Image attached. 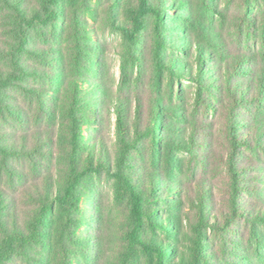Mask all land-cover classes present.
<instances>
[{
	"label": "rangeland",
	"instance_id": "1",
	"mask_svg": "<svg viewBox=\"0 0 264 264\" xmlns=\"http://www.w3.org/2000/svg\"><path fill=\"white\" fill-rule=\"evenodd\" d=\"M24 1L41 9L46 0ZM147 2L164 16L159 69L155 15H143L135 30L140 0H61L54 21L31 28L27 72L1 91L0 135L20 141L39 130L46 145L31 159L0 154V189L9 197V224L38 226V241L49 231L60 235L64 251L59 262L33 242L2 264H159L137 240L164 249L162 264H264V147L256 141L264 142V96L237 102L255 90L230 87L225 71L236 60L264 72V0ZM5 14L0 5V39L10 33ZM193 41L202 52L200 82ZM46 51L55 55L54 81L45 73ZM153 101L161 106L155 145L141 137ZM12 105L18 117L8 112ZM237 120L250 143L239 148L242 214L230 217L227 159ZM84 168L73 202L38 224L41 206ZM129 185L141 199L139 224ZM200 192L210 224L197 246Z\"/></svg>",
	"mask_w": 264,
	"mask_h": 264
},
{
	"label": "trees",
	"instance_id": "2",
	"mask_svg": "<svg viewBox=\"0 0 264 264\" xmlns=\"http://www.w3.org/2000/svg\"><path fill=\"white\" fill-rule=\"evenodd\" d=\"M61 0H46L43 2L41 9H29L26 6V2L24 0H0L1 8H3L5 17L7 18V24L10 26V33L8 37L5 39H0V95L1 91L4 90L2 94L6 92V88L9 86V82H14L19 78H23L25 73L27 72V67L25 66L23 55L27 52L29 48V44L31 43V28L39 25V27L46 26L47 21H54L57 18V5ZM148 0H140L139 8L135 13L134 25L135 30H139L142 26V17L146 13H152L156 17V24L154 27L155 30V44H154V55L156 56V68L159 69L161 64L160 58V49H161V40H160V30L159 26L164 20L163 14L153 6L148 5ZM5 22V19H4ZM132 34H130V37ZM190 40H192L190 38ZM195 45V53L189 51V54L192 55V58L197 63V78L198 81L202 80L204 76V69L201 65L202 60V52L198 43L193 41ZM188 46V44H187ZM48 58V68L45 70L47 79L54 81L55 76V67L56 63L54 62L55 55L52 51H46ZM157 59H159L157 61ZM26 68V70H24ZM226 71V79L227 84L232 86H236L235 90L241 89L242 91L247 88V90L253 89L255 92L252 95L241 94V96H235V100L240 102L241 104H246L261 101L264 96V72H254L251 69H245L244 66L240 64L239 61H232L229 70ZM239 76L248 77L246 81H238ZM253 82V85H252ZM257 89V90H256ZM41 96V95H40ZM240 100V101H239ZM239 105V104H238ZM17 108L12 105V110L9 109V113L18 117L21 114V109L19 106ZM150 119L151 123H147V129L143 132L141 137L152 136V141L155 144L158 142V138L156 135V130L159 129L160 126V108L161 106L153 101L150 105ZM70 124H71V134H72V142H76L77 133H78V120L75 115H70ZM251 122L255 124V127L258 128L260 124V120L255 116L251 117ZM236 124L240 125H232L231 127V140H230V151L227 159V172L229 176V207H230V217L239 216L242 214L240 211V203L239 199L244 189V184H242V173L245 172L244 166L239 167V148L242 144L249 145V139L241 136L238 132L240 128H246L247 125L239 120ZM261 124H263L261 122ZM77 132V133H76ZM264 132V131H262ZM44 133L39 130L33 131L32 137L26 138L20 137V141L14 140L11 136H2L0 135V154L3 155L4 158L7 157H23L31 159L36 154L40 152H44V147L46 144L43 142ZM256 141L260 146L264 147V142H260V137ZM34 142V143H33ZM77 144H75L76 146ZM122 160V159H121ZM85 168L80 171L77 175H75L72 181L67 185V187L60 190L59 193L56 194L49 203L42 205L40 213L37 217L38 224L43 221L46 214L53 210L55 206L58 207H66L74 200V188L78 183V180L82 174L85 172ZM154 188L152 189L153 192ZM173 191V188H170ZM129 191L133 198V211L136 222L139 224L141 222V199L135 194L133 187L129 185ZM200 192L198 199V213L196 216V221L193 225V230L197 233L198 241L196 242L197 246H200L201 243V230L205 227L206 224H210L208 218L204 215L203 211H205V200L204 195ZM9 199L8 195L5 194L0 189V233L2 240L0 241V264L4 262V260L12 261L15 256H21L26 251L28 246H30L33 242L38 243V247H44L46 249V254H50L53 257L59 259L63 256L64 251V242L63 238L60 235L55 234L52 236V232H48L45 236H41V240L38 241V226H34L31 224V227L21 228L18 223H16L15 219L12 218L11 224H9V213L8 208L9 205L7 202ZM254 214V213H253ZM11 219V218H10ZM264 219V216H263ZM174 221V220H173ZM230 221V220H227ZM170 219H167V224L170 223ZM162 223V222H161ZM45 230V229H44ZM54 238V242L52 239ZM55 243V248H53L52 244ZM143 249L146 251H154L158 257L159 264L163 262V256L166 253L162 248H154L149 246L148 244L137 240ZM34 247V248H38ZM47 247V248H46ZM38 250V249H36ZM38 253L45 258V254L41 251Z\"/></svg>",
	"mask_w": 264,
	"mask_h": 264
}]
</instances>
